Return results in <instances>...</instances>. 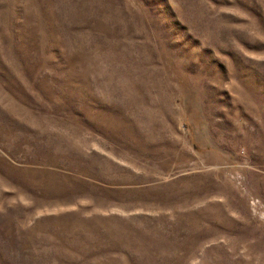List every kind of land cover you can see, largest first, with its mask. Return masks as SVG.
<instances>
[{"label": "rangeland", "instance_id": "obj_1", "mask_svg": "<svg viewBox=\"0 0 264 264\" xmlns=\"http://www.w3.org/2000/svg\"><path fill=\"white\" fill-rule=\"evenodd\" d=\"M0 264H264V0H0Z\"/></svg>", "mask_w": 264, "mask_h": 264}]
</instances>
